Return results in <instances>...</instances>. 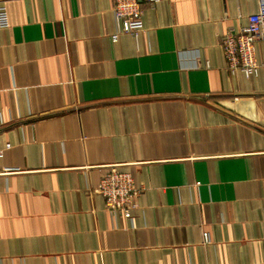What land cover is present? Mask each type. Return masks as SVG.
Instances as JSON below:
<instances>
[{"label":"crops","instance_id":"0c3cea01","mask_svg":"<svg viewBox=\"0 0 264 264\" xmlns=\"http://www.w3.org/2000/svg\"><path fill=\"white\" fill-rule=\"evenodd\" d=\"M112 5L0 0V264H264V41L250 79L220 45L258 0L162 1L117 42Z\"/></svg>","mask_w":264,"mask_h":264},{"label":"built area","instance_id":"2783aa9c","mask_svg":"<svg viewBox=\"0 0 264 264\" xmlns=\"http://www.w3.org/2000/svg\"><path fill=\"white\" fill-rule=\"evenodd\" d=\"M162 1L169 0H113L111 11L116 25L113 42H117L124 34L138 38L145 9L153 8ZM8 25L7 12L1 8L0 26L5 28ZM263 41L264 0H258L257 13L250 16L247 24L239 30L228 31L220 42L229 73H242L248 79L257 75L261 65L257 60L256 45ZM9 148L10 145H7L6 149ZM3 155L4 150H0V158ZM95 192L103 197L110 214L133 220L143 188L137 187L131 173L113 166L105 172ZM203 238L205 244L210 242L207 232Z\"/></svg>","mask_w":264,"mask_h":264}]
</instances>
